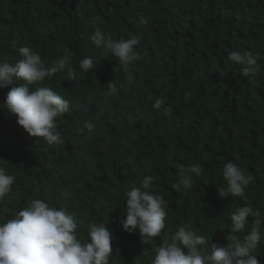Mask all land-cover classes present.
<instances>
[{"label": "trees", "instance_id": "16d2710c", "mask_svg": "<svg viewBox=\"0 0 264 264\" xmlns=\"http://www.w3.org/2000/svg\"><path fill=\"white\" fill-rule=\"evenodd\" d=\"M96 27L115 42L140 36L141 58L128 72L95 48ZM21 46L50 65L65 49L72 54L74 78L58 72L35 85L56 90L71 111L57 121L64 143L50 146L0 109V167L15 177L0 222L43 199L68 210L84 242L89 224L105 223L113 237L109 264H151L180 226L206 235L210 253L211 241L227 245L236 208L248 205L264 217V0H0V61L15 63ZM231 51L252 52L258 70L243 75ZM83 56L96 64L88 73L79 70ZM109 81L120 89L111 97ZM9 90L0 89V104ZM89 119L92 139L81 131ZM229 161L252 177L243 198L219 195ZM182 164L201 172L177 192ZM146 176L150 191L168 202L166 228L147 243L138 229H122L126 193ZM261 236L254 254L264 264V224Z\"/></svg>", "mask_w": 264, "mask_h": 264}, {"label": "clouds", "instance_id": "9594fccd", "mask_svg": "<svg viewBox=\"0 0 264 264\" xmlns=\"http://www.w3.org/2000/svg\"><path fill=\"white\" fill-rule=\"evenodd\" d=\"M146 22L141 18V24ZM90 39L105 57L109 54L114 57L125 72L141 58L137 50L141 44L138 35L115 42L96 27ZM18 55L20 59L15 63L0 61V89H10L0 109L15 115L17 124L37 140L42 139L50 146L63 144L57 121L70 114V101L51 87L35 85L48 82L58 72L66 71L70 78H74L72 54L65 49L63 56L51 65L29 46L19 47ZM229 60L241 66L245 76L258 70L257 60L250 51H231ZM95 66L91 56L79 60L81 72L88 73ZM104 88L105 95L110 97L120 91L114 81H109ZM163 103L162 99H157L154 108L159 109ZM164 115H171L170 107L165 108ZM95 127L89 119L81 131L86 130V138L92 139ZM200 172L198 164L180 165L174 190L181 192L190 188L193 176H199ZM221 177L225 185L218 188L221 198H243L252 182V177L232 161L224 164ZM152 179L151 176L144 177L138 186L133 184L126 193V219L122 222V229L126 232L138 229L145 243L160 237L166 228L168 202L163 195L150 191ZM14 183L15 177L0 167V203L12 191ZM250 216L255 218L251 231L241 236ZM262 224L264 217L251 206L236 208L231 212L227 245L218 246L211 241L210 253L203 248L208 243L206 235L191 225L180 226L169 236L170 242L165 240L155 250L151 264H259L254 253L262 239ZM77 229V222L66 208L50 206L43 199H32L13 218L0 222V264H109L113 237L106 224H89L87 242L79 238Z\"/></svg>", "mask_w": 264, "mask_h": 264}, {"label": "bare ground", "instance_id": "6f19581e", "mask_svg": "<svg viewBox=\"0 0 264 264\" xmlns=\"http://www.w3.org/2000/svg\"><path fill=\"white\" fill-rule=\"evenodd\" d=\"M196 193V192H195ZM232 199V198H231Z\"/></svg>", "mask_w": 264, "mask_h": 264}]
</instances>
